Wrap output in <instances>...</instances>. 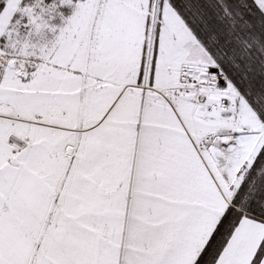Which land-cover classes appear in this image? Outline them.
Returning <instances> with one entry per match:
<instances>
[{"label":"snow or ice","instance_id":"1","mask_svg":"<svg viewBox=\"0 0 264 264\" xmlns=\"http://www.w3.org/2000/svg\"><path fill=\"white\" fill-rule=\"evenodd\" d=\"M0 264H264V0H0Z\"/></svg>","mask_w":264,"mask_h":264}]
</instances>
